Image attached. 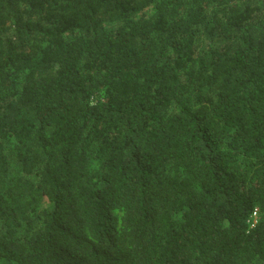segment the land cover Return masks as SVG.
<instances>
[{
  "label": "trees",
  "instance_id": "obj_1",
  "mask_svg": "<svg viewBox=\"0 0 264 264\" xmlns=\"http://www.w3.org/2000/svg\"><path fill=\"white\" fill-rule=\"evenodd\" d=\"M0 264H264V0H0Z\"/></svg>",
  "mask_w": 264,
  "mask_h": 264
},
{
  "label": "built area",
  "instance_id": "obj_2",
  "mask_svg": "<svg viewBox=\"0 0 264 264\" xmlns=\"http://www.w3.org/2000/svg\"><path fill=\"white\" fill-rule=\"evenodd\" d=\"M256 215V212H253V216H255ZM252 221L254 222L255 221V219H252Z\"/></svg>",
  "mask_w": 264,
  "mask_h": 264
}]
</instances>
